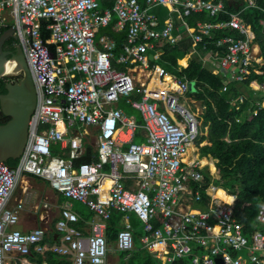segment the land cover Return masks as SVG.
<instances>
[{
    "label": "built area",
    "instance_id": "built-area-1",
    "mask_svg": "<svg viewBox=\"0 0 264 264\" xmlns=\"http://www.w3.org/2000/svg\"><path fill=\"white\" fill-rule=\"evenodd\" d=\"M99 1L0 0V31L15 27V49L21 48L36 91L17 168L0 162V264H35L29 258L32 252L55 253L63 258L58 264H109L105 232L113 210L122 213L114 241L120 252L134 249L133 213L142 225L141 245L162 264H264V230L244 233L234 214L236 196L225 190L231 201L217 196L216 171L210 170V162L203 164L189 154L201 133L200 114L181 99L191 82L147 58L156 40L174 44L181 38L173 16L181 20L193 48L204 37L211 39L213 29L230 28L239 37L221 36L216 48L202 55L204 63H218L211 72L222 76L221 91H227L228 83L240 84L251 72L262 73L253 28L240 10L220 22L188 26L186 16L201 11L214 16L223 8L221 0H144V6L139 0H113L103 9ZM255 1L243 2L249 7ZM154 6L168 9L161 27L148 12ZM114 17V27L126 30L118 56L112 38L103 35L96 41L95 36ZM43 22L49 33L45 40L40 35ZM153 54L156 60L162 51ZM113 57L123 69L112 65ZM154 76L159 85L149 88ZM136 92L139 98L133 97ZM245 93L264 108V81L250 82ZM243 100L240 94L231 105L238 109ZM121 101L137 110L142 121L126 114ZM137 131L143 140L133 139ZM86 144L93 146L95 159L76 163ZM54 145L58 153L52 151ZM204 169L211 177L208 184ZM25 174L47 180L64 198L86 205L97 217L88 231L78 226L80 218L67 204L54 224L56 243L44 240L45 227L29 232L15 228L23 204L9 207L8 202ZM253 221L264 225V202Z\"/></svg>",
    "mask_w": 264,
    "mask_h": 264
},
{
    "label": "trees",
    "instance_id": "trees-1",
    "mask_svg": "<svg viewBox=\"0 0 264 264\" xmlns=\"http://www.w3.org/2000/svg\"><path fill=\"white\" fill-rule=\"evenodd\" d=\"M102 7L111 6L112 0H102ZM219 1V0H214ZM223 8L216 15L211 16L207 11L192 12L185 17V21L190 28L196 29L197 22L216 23L229 18L230 12L240 10L244 21L251 25L255 32V41L259 44L263 64L262 73L251 72L244 77L240 84L228 83L227 91H221L224 84L220 74L211 72L212 65L204 64L202 55L209 49H215V41L225 35L239 37V35L230 28L213 29V37L204 39L192 47V38L187 32H184L181 38L174 44L163 40H156L155 49L162 51V54L155 60L152 59L150 52L148 60L150 64L157 63L165 68L166 71L175 74L178 77H185L193 82L192 91L187 92V96H193L203 106L200 125V134L196 139L199 144L203 140L207 143L200 146L201 156L211 155L216 161V172L218 178L213 179L217 187L224 189L228 194L236 196L234 203V214L239 222L243 224L244 233L251 235L256 230H262L257 227L253 221L257 208L261 202H264V108H259L254 104V98L247 96L245 86L250 82L264 81V0H256L254 6L246 7L244 0H221ZM142 3V2H141ZM116 18L104 27L95 30L96 40L102 35H108L115 40L113 49L114 56H118L122 45L126 41V30L115 28ZM6 29H2L0 34ZM40 35L43 40L49 37L48 30L45 29V23H41ZM12 40L8 38L7 42ZM205 44V48L203 45ZM50 49L52 44H48ZM195 49L194 52L192 50ZM222 51V50H221ZM192 52V53H191ZM191 53L188 64L183 66L182 59L186 54ZM181 59V61H178ZM112 65L122 69V65L116 63L112 58ZM215 66H218L216 63ZM21 74L0 77V93H4L5 84L11 78L18 79ZM243 94L244 100L236 109L231 105V99ZM256 111V112H254ZM0 110V123L8 120ZM55 151V150H53ZM92 147L86 146L85 154L76 160V163L89 162L93 159ZM6 163L14 166L17 159H8ZM205 164V162H201ZM204 183L210 182V175L206 169L203 170ZM219 197L227 200L220 189L217 190ZM82 217H88V213L82 210L79 212ZM91 214V213H90ZM122 213L116 210L111 212L107 221L106 237L108 242L115 240L118 230L121 228L120 220ZM159 224V219L154 221ZM133 228L134 249L130 252H119L120 264H162L160 260L141 245L140 236L143 231ZM48 244L53 243V239L47 236L44 239ZM30 257L38 263L42 261L47 264H58L63 258L55 253L46 252L44 256L31 253ZM181 261H175L173 264H180Z\"/></svg>",
    "mask_w": 264,
    "mask_h": 264
},
{
    "label": "crops",
    "instance_id": "crops-1",
    "mask_svg": "<svg viewBox=\"0 0 264 264\" xmlns=\"http://www.w3.org/2000/svg\"><path fill=\"white\" fill-rule=\"evenodd\" d=\"M139 1L142 2L141 4L144 6V0H139ZM102 2H103L102 0L99 1V7L101 9H103L105 7H110V6L102 7ZM112 3H113V0H112ZM148 12L152 13V14H154L156 16L157 21H158V27H161L163 25V22L168 17V9L166 7H164V6L151 7V8L148 9ZM173 19H174L175 24L177 25V29L175 30V33L179 34L180 37H181L182 34L185 32L184 29H181V31L179 30L180 26H182L181 20L179 18L175 17V16H173ZM103 35H105V34H102L99 37H101ZM99 37L97 38L96 41H98ZM154 50H156V49H151V50L148 51L147 58L149 57L150 52L154 53ZM153 53H152V59H154V57H153L154 54ZM191 53L186 54L182 58L185 61L184 63H181L183 66H186L188 64L189 57H190ZM206 53L207 52H205V54ZM178 61H181V59H179ZM206 63L212 65V67L210 69L216 67L215 66L216 64L213 65L209 61L205 62L204 64H206ZM118 65H120V64H118ZM116 68H118V67H116ZM133 97L134 98H139V93L138 92L134 93ZM181 99H182L183 103H186L187 105L190 104V103H193V105H194L196 102H198L199 106H201L202 111H203V106L201 105V103L198 100L195 99V97L187 96V94H186V96H184ZM119 106L124 110V112L126 114H128L129 116L134 117L138 122L142 121L139 112L137 110L133 109L129 104L125 103L124 101H121V102H119ZM195 109H197V108H195ZM202 111H201L200 115L202 114ZM197 114H199V113H197ZM133 139L135 141L143 140V133L141 131H137L135 133ZM200 143H201V145H199ZM200 143L197 144L196 141H195L194 144H196L197 147L194 146L193 149L189 148V150H188L189 154H190V152H193V154H191L192 156H196L199 159H203L204 158V159L207 160V162H210V163L212 162L213 164L212 163L211 164L213 166V169H211V166H210V170L211 171H216V165L215 164H216L217 160L215 158H213L209 154L201 156L200 146L206 144L207 141L203 140ZM87 145H90V144H86V146ZM91 147H92V152H93V154H92L93 159L92 160H94L95 157H96V151H94L93 146H91ZM53 150H55V151H53ZM53 150L52 151L54 153H58V148H57L56 145L53 146ZM216 174H217V172H216ZM34 178L38 179L39 181L45 182L48 185L47 188H45V189L42 188L40 190L38 184H36L33 181ZM218 189H220L221 191H224V189H222V188H218ZM31 197H33L34 200H31L30 199ZM65 199H67V198H64V196L61 193H59V192H57V191H55L54 189L51 188V186L49 185V182L47 180H45V179H43L41 177L32 175V174H25V175L21 176V179H20L18 185L16 186V188L14 189V191H13L11 197H10V200L8 202V206L9 207L14 206L18 201H22V204H23L22 208L19 211V221L16 224L15 228L21 230L22 232H29L32 229L37 228V227H45L46 230H47L46 237L47 236L51 237L53 239V243H56L58 241V239H59V236L57 235V233H55L54 224H55L56 220L60 216L61 207L64 204H67V205H69L71 207V209L73 211H75L78 214V216L80 218L78 226L81 227L84 231H88L90 221L92 219H97L95 214L93 212H91L87 208L89 210V212H87L88 213V217H84V216L82 217V215H80L79 212H80V210L83 211V209L73 208V205L70 202H65ZM25 201H26V203H25ZM84 206H86V205H84ZM83 212L86 213L85 211H83ZM132 215H134V214L131 213L129 215V220H130L131 225H132V222H131ZM122 224H123V219L121 218L120 225L122 226ZM109 243L110 242H108V244ZM113 243L115 245V242H113ZM48 245H51V244H48ZM114 249H115V251H117V254H119L120 251L117 250L116 246H114ZM33 253L37 254V255H41V254H38V253H35V252H33ZM44 254L42 256H44ZM29 258L35 264L46 263L44 261H42L41 263H38L35 259H32V257L29 256ZM117 260H118V262L120 264L119 256H118ZM108 263L111 264L109 260H108Z\"/></svg>",
    "mask_w": 264,
    "mask_h": 264
},
{
    "label": "water",
    "instance_id": "water-1",
    "mask_svg": "<svg viewBox=\"0 0 264 264\" xmlns=\"http://www.w3.org/2000/svg\"><path fill=\"white\" fill-rule=\"evenodd\" d=\"M183 28L180 26L179 30ZM14 30L15 27H10L0 34V77L21 74L18 79L11 78L5 84L6 91L0 93V110L9 117L6 122L0 123V162L21 156L27 138L28 122L36 104L35 86L21 48L17 46L14 51L3 48L7 38L16 37ZM192 85L191 82L189 87ZM0 182H3L2 175Z\"/></svg>",
    "mask_w": 264,
    "mask_h": 264
},
{
    "label": "rangeland",
    "instance_id": "rangeland-1",
    "mask_svg": "<svg viewBox=\"0 0 264 264\" xmlns=\"http://www.w3.org/2000/svg\"><path fill=\"white\" fill-rule=\"evenodd\" d=\"M139 71L140 70H138L137 69V73H138V75H139ZM191 90H193V85H192V87H190V91ZM183 102V101H182ZM181 102V103H182ZM184 105H187L186 103H184ZM189 105V107H190V109H194V111L195 112H197V113H201V111H202V108H201V106H199V104H198V102H196L194 105H193V103H190V104H188ZM194 107V108H193ZM195 108H197V109H195ZM194 146L195 147H197L196 146V144H194ZM191 154H193V152H190V155ZM36 184H38V186H39V188H40V190L43 188V189H45V188H47V184L45 183V182H43V181H39L38 179H36V178H34V180H33ZM31 200H34V198L33 197H31L30 198ZM27 201V200H26ZM26 201H25V203H26ZM30 202V201H29ZM28 202V203H29ZM65 202H70L72 205H73V208H80V209H83V211H85V212H89V210L87 209V207L86 206H84L81 202H79V201H75V200H72V199H69V198H67V199H65ZM131 222H132V225H133V227L134 228H136V230H138V231H141L142 230V225H141V222L138 220V218H136L134 215H132V218H131ZM261 227V229L262 230H264V225L263 226H260ZM114 243L112 242V243H109L108 244V256H107V259L110 261V263L111 264H119V262H118V254H117V251H115V249H114Z\"/></svg>",
    "mask_w": 264,
    "mask_h": 264
},
{
    "label": "bare ground",
    "instance_id": "bare-ground-1",
    "mask_svg": "<svg viewBox=\"0 0 264 264\" xmlns=\"http://www.w3.org/2000/svg\"><path fill=\"white\" fill-rule=\"evenodd\" d=\"M156 85H159V81H158V79H157V77H153L152 79H151V81H150V83H149V85H148V87L149 88H152V87H154V86H156ZM201 162H205V164L207 163V160L206 159H201ZM210 166H211V169H213V166H212V164L210 163ZM219 192L217 191L216 192V195L217 196H219V194H218ZM232 200V198L229 196V199H227V201H231ZM160 246V245H159Z\"/></svg>",
    "mask_w": 264,
    "mask_h": 264
},
{
    "label": "flooded vegetation",
    "instance_id": "flooded-vegetation-1",
    "mask_svg": "<svg viewBox=\"0 0 264 264\" xmlns=\"http://www.w3.org/2000/svg\"><path fill=\"white\" fill-rule=\"evenodd\" d=\"M12 40L10 42H7L8 38L5 40L4 44H3V48L7 51H14L15 50V38L11 37Z\"/></svg>",
    "mask_w": 264,
    "mask_h": 264
}]
</instances>
